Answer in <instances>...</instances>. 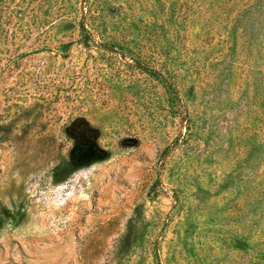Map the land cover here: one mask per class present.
<instances>
[{"label": "rangeland", "instance_id": "1", "mask_svg": "<svg viewBox=\"0 0 264 264\" xmlns=\"http://www.w3.org/2000/svg\"><path fill=\"white\" fill-rule=\"evenodd\" d=\"M0 264H264V0H0Z\"/></svg>", "mask_w": 264, "mask_h": 264}, {"label": "trees", "instance_id": "2", "mask_svg": "<svg viewBox=\"0 0 264 264\" xmlns=\"http://www.w3.org/2000/svg\"><path fill=\"white\" fill-rule=\"evenodd\" d=\"M78 169V166L74 163H69L62 172V176L57 180L58 183L64 182L73 172Z\"/></svg>", "mask_w": 264, "mask_h": 264}]
</instances>
